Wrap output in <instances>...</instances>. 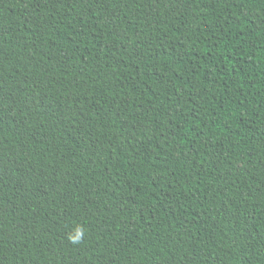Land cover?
Returning <instances> with one entry per match:
<instances>
[{
	"label": "trees",
	"instance_id": "obj_1",
	"mask_svg": "<svg viewBox=\"0 0 264 264\" xmlns=\"http://www.w3.org/2000/svg\"><path fill=\"white\" fill-rule=\"evenodd\" d=\"M0 264H264V0H0Z\"/></svg>",
	"mask_w": 264,
	"mask_h": 264
},
{
	"label": "clouds",
	"instance_id": "obj_2",
	"mask_svg": "<svg viewBox=\"0 0 264 264\" xmlns=\"http://www.w3.org/2000/svg\"><path fill=\"white\" fill-rule=\"evenodd\" d=\"M83 237V231L82 230H78L77 236L76 237H70V240L72 243L76 244L79 243L80 240Z\"/></svg>",
	"mask_w": 264,
	"mask_h": 264
}]
</instances>
